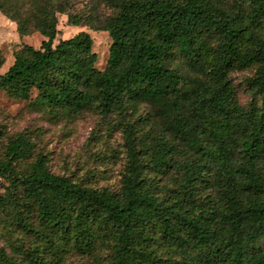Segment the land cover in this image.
<instances>
[{
    "label": "trees",
    "instance_id": "1",
    "mask_svg": "<svg viewBox=\"0 0 264 264\" xmlns=\"http://www.w3.org/2000/svg\"><path fill=\"white\" fill-rule=\"evenodd\" d=\"M76 1L0 0L19 34L44 37L14 53L0 90L36 91L31 103L53 115L115 116L126 165L118 188L92 187L52 173L41 154L18 170L31 144L9 142L0 236L17 235L10 251L0 243V264H264V0H89L103 17ZM59 13L108 32L104 69L85 31L53 45ZM248 68L262 103L244 111L229 75ZM149 172L172 174L159 185Z\"/></svg>",
    "mask_w": 264,
    "mask_h": 264
},
{
    "label": "rangeland",
    "instance_id": "2",
    "mask_svg": "<svg viewBox=\"0 0 264 264\" xmlns=\"http://www.w3.org/2000/svg\"><path fill=\"white\" fill-rule=\"evenodd\" d=\"M225 8H237L242 0H215ZM89 0H77L75 10L78 13H93L103 17L109 9L102 4L96 5ZM55 45L59 39L74 36L80 31L87 32L92 38V51L96 55L95 67L102 70L106 66L108 49L111 43L108 32L97 30L88 25H73L68 22L66 14L59 13ZM44 37L37 31L19 34L14 21L0 12V73H3L13 62L14 53L23 45L34 48L40 46ZM185 72L186 69L182 68ZM254 69L236 70L229 78L235 90V98L244 111L262 101L247 84ZM36 91H32L29 100L12 98L0 90V158L5 155L9 142L19 135H24L31 144V153L17 163V169L27 171L37 155L46 159L48 169L55 174L68 176L71 180L92 187L118 188L126 165L127 153L124 145L122 125L113 115H102L95 110H87L74 116L53 115L38 109L31 102ZM169 172L160 175L149 172L156 183L162 185L169 181ZM8 182L0 177V192ZM207 191H202L205 197ZM15 233L2 231L0 243L10 251V243ZM20 237L21 236H17ZM23 246L30 243L28 235L23 237ZM260 246L264 248V240ZM70 264H82L78 255H68L65 259ZM58 264H63L58 263Z\"/></svg>",
    "mask_w": 264,
    "mask_h": 264
}]
</instances>
